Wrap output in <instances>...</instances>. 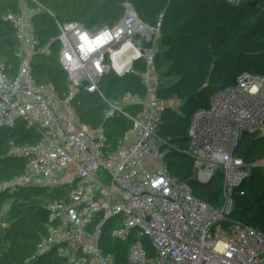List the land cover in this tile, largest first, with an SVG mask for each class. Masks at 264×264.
<instances>
[{"label":"built area","instance_id":"built-area-1","mask_svg":"<svg viewBox=\"0 0 264 264\" xmlns=\"http://www.w3.org/2000/svg\"><path fill=\"white\" fill-rule=\"evenodd\" d=\"M18 2V14L6 16L15 27L19 63L13 73L0 59V129L22 121L41 136L36 144L9 150L26 166L0 183V193L38 187L61 194L46 206L49 223L37 255L54 253L65 264H115L102 245L112 224V239L129 244L126 264H264V233L229 221L232 200L213 206L166 165L168 140L158 130L169 105L158 96L155 63L160 24L142 22L130 4L113 27L90 30L79 22L57 21L59 61L69 81L62 98L53 83H38L33 71L35 55L50 52L40 46L34 24L37 9H47L37 1L38 8L29 0ZM140 60L144 95L109 99L100 89L102 78L123 76ZM81 89L100 96L105 121L130 120L116 144L104 125H90L76 111ZM129 107L137 113H129ZM244 132L264 137V75L241 73L235 85L213 94L208 106L193 114L187 153L198 181L207 183L220 171L224 192L245 194L240 187L249 177L248 164L237 154Z\"/></svg>","mask_w":264,"mask_h":264},{"label":"trees","instance_id":"trees-1","mask_svg":"<svg viewBox=\"0 0 264 264\" xmlns=\"http://www.w3.org/2000/svg\"><path fill=\"white\" fill-rule=\"evenodd\" d=\"M36 1L53 15L39 9ZM29 4L38 8L34 24L40 46H49L50 50L48 55L37 54L33 58L35 78L38 83H53L62 98L68 94L69 81L59 61L57 21L79 22L90 30L113 27L130 4L142 22L150 27L160 24L155 56L158 96L164 101L182 99L185 107L182 112L167 108L158 130L168 140L166 165L198 198L222 207L224 204L219 201L224 193L222 173L218 171L207 183L195 176L194 159L187 153L190 120L197 110L208 106L213 94L235 85L241 73L264 75V0H29ZM18 12V0H0V59L12 67L13 73L19 63L16 56L19 44L15 27L6 16ZM144 70V61L140 60L134 63L132 72L123 76L108 73L102 78L100 89L109 99L127 93L144 95L140 78ZM194 94L197 98L186 102ZM104 108L98 94L81 89L75 101L76 111L84 122L104 125L109 141L116 144L130 127V120L121 116L105 121ZM127 110L132 115L138 111L135 107ZM40 136L38 131L27 129L22 121L0 129V183L21 174L26 166L24 158L9 155V150L17 145L36 144ZM237 154L253 164V168L240 187L245 194L237 193L229 221H238L264 233V165H258L264 162V137L245 136ZM11 196L17 202L16 215L8 226L0 227V264H65L54 253L37 255V246L49 223L46 206L61 197L59 191L28 187L0 193V206ZM33 207L43 210L46 217L35 220L32 214H23ZM111 225L104 230L102 245L114 255L115 264H126L129 244L112 239ZM142 240L152 256L151 242L146 237Z\"/></svg>","mask_w":264,"mask_h":264},{"label":"rangeland","instance_id":"rangeland-1","mask_svg":"<svg viewBox=\"0 0 264 264\" xmlns=\"http://www.w3.org/2000/svg\"><path fill=\"white\" fill-rule=\"evenodd\" d=\"M94 99L96 100V98ZM166 102L170 108H173V110H176L177 112H182V110H184L185 108L183 105L184 101L182 99L175 98L171 101H166ZM193 108L194 106L191 107V109ZM247 164H248V175H251L253 164L251 163H247ZM258 165L263 166L264 162H259ZM237 196L238 195L235 190L231 192V196L228 192H224L223 195L220 197L219 201L225 204L227 202V199H231L232 206H233L238 200ZM15 204H17V202H15L14 197L11 196L6 202H4L0 206V227L1 228L8 226L9 225L8 222L15 218V215H16L15 207H14ZM23 214L24 215L32 214L31 217L34 218L35 220H43L46 217V213L43 210H40L39 208H34V207L30 208L26 213H23Z\"/></svg>","mask_w":264,"mask_h":264},{"label":"water","instance_id":"water-1","mask_svg":"<svg viewBox=\"0 0 264 264\" xmlns=\"http://www.w3.org/2000/svg\"><path fill=\"white\" fill-rule=\"evenodd\" d=\"M140 37H141L140 34H136V35L134 36V39H135L136 41H138V40L140 39ZM129 72H132V69H129ZM84 84L86 85L87 82H84ZM196 98H197V95L194 94V95L188 97V98L186 99V102H192V101L195 100ZM243 135L246 136V135H248V133H247V132H244Z\"/></svg>","mask_w":264,"mask_h":264}]
</instances>
